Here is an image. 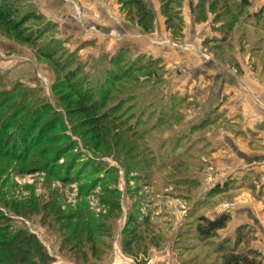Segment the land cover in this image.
<instances>
[{
  "label": "rangeland",
  "instance_id": "1",
  "mask_svg": "<svg viewBox=\"0 0 264 264\" xmlns=\"http://www.w3.org/2000/svg\"><path fill=\"white\" fill-rule=\"evenodd\" d=\"M144 1L155 14L150 33L117 0H0L13 17L38 16L24 27L34 45L0 31V120L16 140L0 155V210L53 264H115L119 255L137 264H223L232 253L264 264V170L249 175L248 164L219 154L230 147L225 129H241L217 111L216 86L213 98L211 87L201 90L225 73L264 74V17L225 33L231 15L221 7L181 0L175 37L159 0ZM248 1L252 13L264 4ZM78 91L115 119L87 129L68 103ZM251 140L259 146L257 134ZM242 204L254 217L243 223L233 219ZM223 213L226 227L200 240L198 218ZM132 219L140 226L127 255Z\"/></svg>",
  "mask_w": 264,
  "mask_h": 264
},
{
  "label": "trees",
  "instance_id": "2",
  "mask_svg": "<svg viewBox=\"0 0 264 264\" xmlns=\"http://www.w3.org/2000/svg\"><path fill=\"white\" fill-rule=\"evenodd\" d=\"M160 12L165 18L166 29L175 37H180L182 34L181 16L178 13L181 0H159ZM208 2L210 11L221 7L220 12L226 16L231 15V20L226 27L225 33H230L234 29H238L239 23H244L247 17L263 19L264 4L255 12H249L250 3L248 0H204ZM121 8L126 11V17L134 21L145 33H150L154 27L155 14L144 0H117ZM219 12V13H220ZM203 16V15H202ZM38 19L35 14L24 15L21 17H13L5 12L0 7V31L12 36L16 41L34 45L37 37L32 34H25V24L31 18ZM211 42V41H210ZM219 42V41H217ZM47 58L49 56L44 55ZM113 63V62H112ZM74 72L70 70L65 78L72 80ZM75 96L68 100L70 110L74 115L81 119L83 125L91 132L100 131V127L111 119H115L113 114L104 111V104L93 99L89 93L75 92ZM121 123V121H118ZM50 127V124H45L41 127L38 140L41 141L45 129ZM52 128L47 130L51 131ZM21 136V140L25 145H30L27 142L28 132ZM11 145V146H10ZM10 146V147H9ZM16 146V140L6 133V126L0 120V155H7ZM26 148V147H25ZM66 178H64L65 180ZM20 214V212H19ZM230 216L226 213L220 214L214 218H208L204 215L198 218V223L195 226L197 237L206 241L216 235L218 230L226 227ZM131 227L128 228V237L123 245L122 252L131 255L127 246L134 243L137 239L138 228L140 223L132 219ZM10 217L0 210V264H53L54 258L44 248V246L36 239L33 234H29L25 230H10ZM80 264H86L84 258H81ZM79 259L75 258L74 263L78 264ZM223 264H257L247 259L240 254H225L223 256Z\"/></svg>",
  "mask_w": 264,
  "mask_h": 264
},
{
  "label": "crops",
  "instance_id": "3",
  "mask_svg": "<svg viewBox=\"0 0 264 264\" xmlns=\"http://www.w3.org/2000/svg\"><path fill=\"white\" fill-rule=\"evenodd\" d=\"M229 74L225 73L222 78L214 80V84L209 83L207 84L208 86H202L203 88H201L202 90L204 87H211L210 90H212L216 86L217 91L216 93L214 92V96L217 98L216 106L219 105L217 111L226 115L230 122V127L241 129V132L238 133L228 129L223 130L225 132L224 140L230 147L227 148L229 150L224 149L225 154H222V151L219 150V154L227 157L230 156L228 154H231L230 162L232 159L237 161L238 164H248L249 175L257 174L256 176L260 177L264 170V74L259 72H245L239 75ZM213 90L210 92L212 98ZM256 134L260 142H258L259 146L252 144L251 139L256 137ZM219 138H221L219 134L216 138L214 135L213 141L215 139L218 143ZM240 142L245 143V145L241 146ZM257 189L264 198V181L261 182L260 187ZM242 191L245 192V190ZM247 196L246 193H243L241 197L247 201L249 199ZM243 205L241 209L235 212L233 217V219H238L241 223L245 222L246 218H254L253 212L247 210L248 206ZM244 211L249 214L248 217L244 216L246 214L243 215ZM262 213L263 216L261 218L263 220L264 210ZM257 224H262V222L259 221ZM259 229L261 230L262 228L259 227Z\"/></svg>",
  "mask_w": 264,
  "mask_h": 264
},
{
  "label": "water",
  "instance_id": "4",
  "mask_svg": "<svg viewBox=\"0 0 264 264\" xmlns=\"http://www.w3.org/2000/svg\"><path fill=\"white\" fill-rule=\"evenodd\" d=\"M115 264H137L134 260L128 259L123 257L122 255H119V261Z\"/></svg>",
  "mask_w": 264,
  "mask_h": 264
},
{
  "label": "built area",
  "instance_id": "5",
  "mask_svg": "<svg viewBox=\"0 0 264 264\" xmlns=\"http://www.w3.org/2000/svg\"><path fill=\"white\" fill-rule=\"evenodd\" d=\"M229 206L228 205H225L224 208H228Z\"/></svg>",
  "mask_w": 264,
  "mask_h": 264
}]
</instances>
